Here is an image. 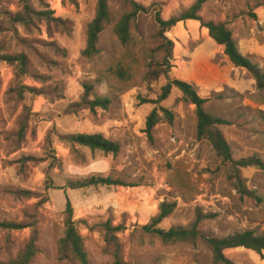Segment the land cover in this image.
Segmentation results:
<instances>
[{
  "label": "rangeland",
  "instance_id": "obj_1",
  "mask_svg": "<svg viewBox=\"0 0 264 264\" xmlns=\"http://www.w3.org/2000/svg\"><path fill=\"white\" fill-rule=\"evenodd\" d=\"M98 0H0V222L24 226L0 227V263H8L30 242L37 253L28 264H77L62 260L58 241L64 237L69 200L74 221L84 239L88 264H214L202 243L162 244L142 227L158 213L162 202L176 203L161 228L189 227L198 213L215 216L200 231L226 237L246 230L264 231V171L241 170L246 187L262 198L242 197L229 181L230 167L196 137V107L173 89L161 106L174 115L161 121L151 142L146 121L167 79L143 81L148 51L158 44L157 11L168 20L185 13L198 0H135L151 8L132 25V42L122 45L116 22L130 6L113 0L114 22L104 31L100 54L82 56L87 27ZM37 13L52 12L66 29L32 15L13 21L24 4ZM201 21L188 20L168 36L174 41L171 78L192 84L208 100L206 110L232 123L221 126L233 158L257 157L264 162V92L244 69L234 67L209 36L203 23L225 24L240 52L264 70V0H205ZM24 54L26 74L3 56ZM125 67L129 79L115 74ZM85 84L111 100L107 110L84 107ZM263 111V113H261ZM101 133L121 145L117 156L70 144L66 137ZM111 177L126 186L73 189L90 177ZM31 192L27 197L21 193ZM120 228L109 237L108 228ZM235 264H264V255L239 248L226 251Z\"/></svg>",
  "mask_w": 264,
  "mask_h": 264
},
{
  "label": "trees",
  "instance_id": "obj_2",
  "mask_svg": "<svg viewBox=\"0 0 264 264\" xmlns=\"http://www.w3.org/2000/svg\"><path fill=\"white\" fill-rule=\"evenodd\" d=\"M113 0H98L96 14L87 27V43L82 52V56L88 59L98 56L101 52L100 41L104 31L114 22L110 13V4ZM130 6V12L124 14L115 24L114 33L118 41L128 46L133 39L132 25L136 22L139 15L149 14L150 7L147 8L135 0H121ZM205 0H198L185 13L174 16L168 20L162 17L160 11L155 15V21L158 25L156 34L157 46L154 50L148 51L150 54V62L147 64L143 81L148 85L158 82L162 78L167 79V84L161 88V93L155 100L143 99L144 104H153L155 108L149 114L146 121V133L148 139L153 141V130L163 120L168 124H173V113L161 106L172 93L173 89H177L182 93V99L196 107L197 127L196 137L200 141L206 142L216 153L223 165L230 167L229 181L232 182L235 190L242 197H255L259 202L263 199L255 196V193L249 190L241 177V170L255 167L264 171V162L257 157H251L236 161L233 158L232 149L227 141L221 126H230L232 123L206 110L208 100L201 97L196 88L182 80L172 79L170 74L173 69L174 58V41L168 36V33L179 23L188 20L201 21L199 13L203 7ZM32 15L45 17L49 25H55L66 29V24L61 18H53L52 12H35L27 2L24 4V13H18L15 22L24 23ZM211 39L219 46L224 47V53L230 63L236 67L246 70L255 80L259 91L264 92V70L255 63L250 57L243 55L234 39L233 33L225 24H216L213 22L203 23ZM2 59L11 65H14L17 74L21 77L26 74L28 60L24 54L17 56L6 55ZM115 74L122 79H129L128 70L119 66L115 70ZM85 93L82 104L87 109L95 112L97 109L107 110L111 105V100L107 97L99 96L94 86L85 84ZM264 105V96L260 102ZM263 113V111H261ZM67 141L72 145H78L88 148L92 152H101L104 155L117 156L121 152V145L112 141L101 133L97 134H75L66 137ZM97 186H126L120 180H114L111 177H90L82 182L71 184L73 189ZM27 197L32 196L31 192L24 191L21 193ZM176 203L162 202L159 206L158 213L150 220V222L142 227V230L150 235L155 236L162 244H204L212 253L214 264H235L226 256V251L244 248L253 251L259 255H264V231L246 230L226 237H210L203 235L200 226L203 221L214 218L215 216H206L198 213L195 221L189 227H171L166 230L161 228V224L167 220L176 210ZM67 219L65 223L64 237L58 241V251L62 260H72L77 264H88V254L85 249L84 239L78 232L76 222L74 221V210L71 202L68 200L66 205ZM0 227L5 229H22L24 226L14 223L0 222ZM120 228H108L109 237L113 238V232ZM37 249L34 242H30L26 249L18 255L14 260L8 263L0 264H28L36 255ZM111 264H120L117 260Z\"/></svg>",
  "mask_w": 264,
  "mask_h": 264
}]
</instances>
